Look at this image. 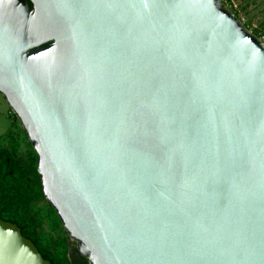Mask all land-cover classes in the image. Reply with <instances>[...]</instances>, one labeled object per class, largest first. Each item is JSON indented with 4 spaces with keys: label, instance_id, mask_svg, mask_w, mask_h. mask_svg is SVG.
<instances>
[{
    "label": "water",
    "instance_id": "obj_1",
    "mask_svg": "<svg viewBox=\"0 0 264 264\" xmlns=\"http://www.w3.org/2000/svg\"><path fill=\"white\" fill-rule=\"evenodd\" d=\"M0 95L86 264H264V47L220 0H0ZM0 264H50L0 220Z\"/></svg>",
    "mask_w": 264,
    "mask_h": 264
},
{
    "label": "trees",
    "instance_id": "obj_2",
    "mask_svg": "<svg viewBox=\"0 0 264 264\" xmlns=\"http://www.w3.org/2000/svg\"><path fill=\"white\" fill-rule=\"evenodd\" d=\"M17 123L2 136L8 145L0 146V220L16 225L50 264H86L43 196L37 156Z\"/></svg>",
    "mask_w": 264,
    "mask_h": 264
},
{
    "label": "rangeland",
    "instance_id": "obj_3",
    "mask_svg": "<svg viewBox=\"0 0 264 264\" xmlns=\"http://www.w3.org/2000/svg\"><path fill=\"white\" fill-rule=\"evenodd\" d=\"M223 5L234 14L235 18L256 37L264 34V0H220ZM18 122L8 108L4 98L0 95V146L8 145L2 141V136L10 124ZM19 126V122L17 123ZM24 145L21 146V152ZM70 246L74 243L69 241Z\"/></svg>",
    "mask_w": 264,
    "mask_h": 264
},
{
    "label": "built area",
    "instance_id": "obj_4",
    "mask_svg": "<svg viewBox=\"0 0 264 264\" xmlns=\"http://www.w3.org/2000/svg\"><path fill=\"white\" fill-rule=\"evenodd\" d=\"M221 3H222V1H221ZM222 5H223V3H222ZM224 6V5H223ZM225 7V6H224ZM226 8V7H225ZM230 11V10H229ZM231 13H232V11H230ZM233 14V13H232ZM234 15V14H233ZM240 22V21H239ZM258 38V40L260 41V43L263 45V47H264V34L262 35V36H259V37H257Z\"/></svg>",
    "mask_w": 264,
    "mask_h": 264
},
{
    "label": "clouds",
    "instance_id": "obj_5",
    "mask_svg": "<svg viewBox=\"0 0 264 264\" xmlns=\"http://www.w3.org/2000/svg\"><path fill=\"white\" fill-rule=\"evenodd\" d=\"M235 17V16H234Z\"/></svg>",
    "mask_w": 264,
    "mask_h": 264
}]
</instances>
